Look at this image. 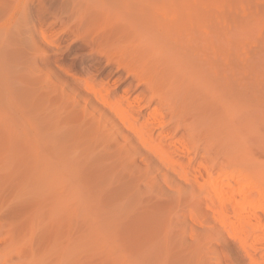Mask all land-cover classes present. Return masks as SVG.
I'll return each instance as SVG.
<instances>
[{
	"label": "rangeland",
	"instance_id": "1",
	"mask_svg": "<svg viewBox=\"0 0 264 264\" xmlns=\"http://www.w3.org/2000/svg\"><path fill=\"white\" fill-rule=\"evenodd\" d=\"M83 1L73 5V9L83 8L78 6L82 12L79 15L77 9L74 16L71 4L68 10L58 0H28L31 24L24 25L28 30L0 17L1 31L5 25L16 35L21 31L15 41L7 42L11 37L6 35L7 41L0 39V264H25L23 254L13 250L18 247L8 241L23 238L32 219L33 241L23 252L32 251L43 264H56L70 252H74L71 264H252L240 244H235L238 240L218 226L217 210H205L199 203L201 199L209 202L210 188L195 178L200 166L196 162L189 167L192 155L174 154L184 169L147 171V162H155L145 154L113 157L115 144L103 135L107 129L103 120H96L97 112L95 118L88 117L92 125L84 122L85 109L90 111L96 102L86 95L87 87L103 90L105 97L110 93L119 99L125 94L130 100L142 88L136 87L125 68L106 58V53L114 58L124 55L120 43L121 48L117 43L113 50L114 46L104 50L96 45L95 34L131 18L132 13L119 4L124 5L121 0ZM208 1L213 15L209 31V26L189 30L195 36L187 31L190 41L183 35L181 39L185 46L189 42L199 48L196 53L203 59L195 53L199 67L214 70L211 76L205 75V81L226 95L229 133H236L244 150L264 164V0ZM169 3L147 0V11L169 24L179 17L165 12ZM62 8L76 18L70 20L71 12L69 18ZM196 107L187 114L199 113ZM149 111L142 110V115ZM142 123L139 117L138 124ZM179 138L174 135L168 143ZM194 144L200 150L208 146L205 136ZM212 144L208 146L212 157L222 160L223 152ZM36 147L47 152L46 160L59 159L57 164L72 184L47 188L36 180ZM208 235L211 243L199 248L197 243ZM111 251L118 256L115 263L108 261Z\"/></svg>",
	"mask_w": 264,
	"mask_h": 264
},
{
	"label": "bare ground",
	"instance_id": "2",
	"mask_svg": "<svg viewBox=\"0 0 264 264\" xmlns=\"http://www.w3.org/2000/svg\"><path fill=\"white\" fill-rule=\"evenodd\" d=\"M27 1L0 0V17L8 18L10 22L13 21L15 26H24L27 23L30 26L31 23L29 24L26 13ZM58 1L65 6L67 4L68 10H71L69 9L70 5L68 6L71 4L74 16L79 14V8H82L81 5L84 3L83 0H65L64 3L66 4L62 0ZM112 1L119 3L118 0ZM121 1L124 5L119 4L131 12L132 17L124 19L118 25H107L106 31L95 34L97 35L96 45L103 47L104 50L106 46L109 48L114 46L113 50L117 47V43L118 47L120 43V46L126 51H123L124 55H120L121 57L118 59L112 57L113 55L110 53H108L109 55L106 53V58L109 63L116 61L119 67L125 68L128 75L137 82L136 87L142 89L133 100H130L126 98L125 94L119 99L110 93H107L105 97L103 90L97 87L94 89L87 87L86 95L96 102L91 103L90 111L85 109L83 113L84 122L87 125H92L90 123L95 118L94 112H97L99 116L96 120L99 122L103 120L105 129H107L103 135L110 136V141L115 144L112 151L113 157L129 159L134 157L136 153H141L143 156L145 154L148 159L155 162V164L147 162V171L181 170L183 163L174 159V154H178V156L192 155L188 157L189 167H193V163L197 162L200 170L194 176L201 178V184L204 186L207 184L206 186L210 188L207 193L210 204L206 199H201L199 203L205 210H209L211 207L217 210L218 226L227 230L234 240H238L234 242H239L235 244H240L239 246L246 253L243 254L247 256L244 257L249 263L264 264V164L259 159L254 158L249 151L244 150L242 147L244 143L242 140H240L241 142L238 141L239 138L235 136L236 133H234L235 135L229 133L230 130L224 117L226 95L223 91L219 93L218 90L220 89L214 83L205 81L208 78L205 75L211 76L214 70L211 71L210 69L209 72L211 71V73H209L204 71V67H199L196 64L198 60L196 61L195 56L199 48L197 49L195 45L196 48L192 47L189 42L187 43L189 46H185L186 43L181 39L182 35L184 37L187 34V31L189 35L192 30L207 29L213 17V15L211 17L209 1L153 0L157 4L170 2L165 7V12L170 10L177 13L179 17L169 24L160 22L157 17H152L149 14L146 5L147 0ZM78 2L81 5H77V8L73 9V5L79 4ZM77 9L78 12L76 13ZM82 9H80V14ZM67 11H63L64 15L65 12L67 16L70 12L69 15L72 14V11ZM74 16L72 14L71 17L73 18L68 17L73 20L76 18ZM6 26L8 27V25L4 27ZM7 27L2 31L0 30L2 33L0 39L4 40L6 36L11 37L12 39L5 38L6 41L8 39L7 42H10L18 37L21 38V31L18 30L19 33L16 35V31L13 30L14 36H10L12 32L7 31ZM24 28L21 29L24 30ZM209 28L210 26L208 31ZM206 29L205 32L208 34ZM22 33L27 34L25 30ZM191 34H194L193 37L195 36V32H191ZM186 37L187 40L190 39L187 35ZM203 44H201L202 49ZM123 45L127 46L124 47ZM122 50H119V54ZM197 57V59L203 60L199 58L200 55ZM206 63L210 66L209 60ZM219 76L216 77L220 79ZM131 89L132 86L129 90ZM193 106L198 107V110L195 109V111H199V113L187 114ZM144 109H149V113L142 115ZM134 112H138V115ZM89 116L92 119H88ZM139 117L143 119L141 125L138 124ZM157 132H161V134H157ZM174 135H180L179 140L172 144L168 143L170 137ZM202 136L206 138V145L213 146V142L218 144L220 153L223 152L225 155L222 156V160L212 157L211 147L206 146L200 150V146L194 144L195 141L201 140ZM45 153L47 152L40 147H36L34 150L37 168L36 180L42 184L46 183L44 186L47 188L51 184H72L71 179L57 164L59 159L57 162L55 161L57 158L54 157L46 160ZM235 157L240 158L239 162L234 159ZM47 166H50V172L45 170L49 168ZM195 182L199 184L198 180ZM172 184L178 183L173 182ZM66 201L71 202V197H68ZM76 202L78 204V200ZM86 218L94 221L90 217ZM32 222L33 219L29 221L28 232L23 235V238L8 242L11 247H18L13 250L23 254L26 259L25 264H43L42 259L32 251L23 252V247L33 241L30 229L33 227ZM209 237L210 235L203 237L197 243L198 247L202 249L209 245L211 243ZM259 252L263 253L260 257L257 255ZM73 255L74 252L62 255L56 264H71ZM8 258L12 261L13 254L9 255ZM107 258L109 262L114 263L118 260V256L112 251L107 255ZM124 264L128 263L124 262Z\"/></svg>",
	"mask_w": 264,
	"mask_h": 264
}]
</instances>
